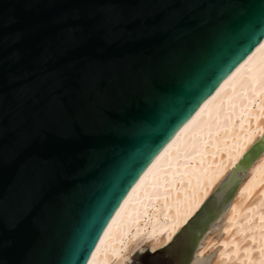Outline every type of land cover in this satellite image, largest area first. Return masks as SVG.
<instances>
[{"label":"water","instance_id":"1","mask_svg":"<svg viewBox=\"0 0 264 264\" xmlns=\"http://www.w3.org/2000/svg\"><path fill=\"white\" fill-rule=\"evenodd\" d=\"M263 40L264 0H0V264H88L158 156ZM259 144L176 241L128 264H192Z\"/></svg>","mask_w":264,"mask_h":264},{"label":"bare ground","instance_id":"2","mask_svg":"<svg viewBox=\"0 0 264 264\" xmlns=\"http://www.w3.org/2000/svg\"><path fill=\"white\" fill-rule=\"evenodd\" d=\"M264 142V40L217 87L141 178L88 264H128L176 241L244 155ZM246 175L229 179L218 221L195 260L264 264V147ZM231 173V174H230ZM223 195V194H222ZM218 229L216 236L210 234ZM212 233V232H211Z\"/></svg>","mask_w":264,"mask_h":264},{"label":"rangeland","instance_id":"3","mask_svg":"<svg viewBox=\"0 0 264 264\" xmlns=\"http://www.w3.org/2000/svg\"><path fill=\"white\" fill-rule=\"evenodd\" d=\"M211 232H210V234H212L213 236H216L218 234L219 230L215 228ZM146 248H149V247L147 246ZM213 255H214L213 252L212 253L203 254L197 259L195 264H209L210 261L213 258Z\"/></svg>","mask_w":264,"mask_h":264},{"label":"snow or ice","instance_id":"4","mask_svg":"<svg viewBox=\"0 0 264 264\" xmlns=\"http://www.w3.org/2000/svg\"><path fill=\"white\" fill-rule=\"evenodd\" d=\"M261 147H264V142H261L259 145H257L256 149H257V148H261ZM256 149H254V151H255Z\"/></svg>","mask_w":264,"mask_h":264}]
</instances>
